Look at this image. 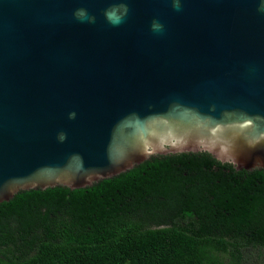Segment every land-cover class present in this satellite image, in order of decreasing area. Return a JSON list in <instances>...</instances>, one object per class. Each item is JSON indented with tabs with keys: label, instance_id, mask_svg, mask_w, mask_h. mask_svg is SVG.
I'll return each mask as SVG.
<instances>
[{
	"label": "water",
	"instance_id": "water-1",
	"mask_svg": "<svg viewBox=\"0 0 264 264\" xmlns=\"http://www.w3.org/2000/svg\"><path fill=\"white\" fill-rule=\"evenodd\" d=\"M199 152L264 169V0H0V204Z\"/></svg>",
	"mask_w": 264,
	"mask_h": 264
},
{
	"label": "trees",
	"instance_id": "trees-1",
	"mask_svg": "<svg viewBox=\"0 0 264 264\" xmlns=\"http://www.w3.org/2000/svg\"><path fill=\"white\" fill-rule=\"evenodd\" d=\"M0 264H264V169L170 154L22 191L0 204Z\"/></svg>",
	"mask_w": 264,
	"mask_h": 264
}]
</instances>
